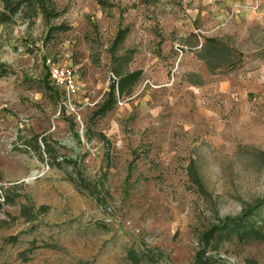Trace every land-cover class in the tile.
Segmentation results:
<instances>
[{"label": "rangeland", "instance_id": "374dc122", "mask_svg": "<svg viewBox=\"0 0 264 264\" xmlns=\"http://www.w3.org/2000/svg\"><path fill=\"white\" fill-rule=\"evenodd\" d=\"M53 7L48 25L20 16L0 25L9 69L0 78V196L14 198L0 208V264H189L205 230L264 198V0ZM56 25L64 30L50 32ZM120 28L128 33L115 48ZM212 36L230 38L239 67L207 71L195 52ZM122 56L141 78L98 115ZM47 58L74 69L76 111L63 106ZM192 72L201 85L187 81ZM262 218L264 209L254 215L258 237L223 241L225 264H264Z\"/></svg>", "mask_w": 264, "mask_h": 264}, {"label": "trees", "instance_id": "16d2710c", "mask_svg": "<svg viewBox=\"0 0 264 264\" xmlns=\"http://www.w3.org/2000/svg\"><path fill=\"white\" fill-rule=\"evenodd\" d=\"M17 16L30 22L40 17L48 25L51 19L58 16V12L54 10L53 0H0V25L13 23ZM57 30H64V26H49L50 32ZM127 33L128 28H120L115 35L112 46L117 48L121 45ZM197 45H199V48L196 50L195 55L204 63L210 74H215L222 70L233 71L242 62V53L228 37H205ZM259 49L261 50L259 57L264 59V44ZM113 62L118 65L114 69L116 76L110 85L107 98L100 104L96 111L98 115H103L111 110L116 102L117 96L129 95L142 75V70L140 69L133 71L126 69L129 59L124 56L114 58ZM124 66L125 68H123ZM8 72L9 69L0 63V78L6 76ZM187 81L192 85H201L203 80L201 75L192 72L188 74ZM44 144L48 148V145L46 143ZM37 147L39 148V145ZM258 152L264 155L263 151ZM67 161L73 163L72 160ZM190 175L193 181L199 185V189H202L192 167H190ZM76 183L87 191L94 193L93 186L85 179ZM0 197V208L4 204H12L14 202V198L6 191ZM260 209H264V198L246 206L241 214L235 217H225L217 224H212L199 236L198 246L189 264H225L224 259L218 253L224 240L230 237H236L237 239L248 241L261 234L259 226L256 220H254V215L258 214ZM34 211V208L30 206L22 207L21 209L22 214L28 218L31 217L30 215ZM262 220L264 221L263 218ZM128 255L133 262H138V259L131 251L128 252ZM148 257L151 261L156 259L155 254Z\"/></svg>", "mask_w": 264, "mask_h": 264}, {"label": "built area", "instance_id": "2783aa9c", "mask_svg": "<svg viewBox=\"0 0 264 264\" xmlns=\"http://www.w3.org/2000/svg\"><path fill=\"white\" fill-rule=\"evenodd\" d=\"M45 64L51 83L64 94L63 106L71 111H76L72 102L78 97L80 87L76 80L74 69L51 58H47Z\"/></svg>", "mask_w": 264, "mask_h": 264}]
</instances>
